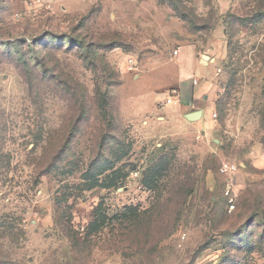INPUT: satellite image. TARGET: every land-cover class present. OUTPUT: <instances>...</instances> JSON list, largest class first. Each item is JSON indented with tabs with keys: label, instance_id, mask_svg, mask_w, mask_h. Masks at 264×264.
I'll list each match as a JSON object with an SVG mask.
<instances>
[{
	"label": "rangeland",
	"instance_id": "obj_1",
	"mask_svg": "<svg viewBox=\"0 0 264 264\" xmlns=\"http://www.w3.org/2000/svg\"><path fill=\"white\" fill-rule=\"evenodd\" d=\"M0 264H264V0H0Z\"/></svg>",
	"mask_w": 264,
	"mask_h": 264
},
{
	"label": "built area",
	"instance_id": "obj_2",
	"mask_svg": "<svg viewBox=\"0 0 264 264\" xmlns=\"http://www.w3.org/2000/svg\"><path fill=\"white\" fill-rule=\"evenodd\" d=\"M179 50H175V53L178 54ZM131 63H135L133 59L130 61ZM132 64V66H133ZM193 83L195 85L198 84V80L194 78ZM180 98V92H178L177 89H173L171 93L168 94V97L166 98V101L162 104L165 106L166 104H170L173 102L175 99ZM238 164L231 162V161H225L223 160L220 164V172L228 176L229 180L227 182L226 186V196L228 199V209L229 211H233L236 207V199H237V194L235 190V183L232 180L233 174H235L238 170ZM182 239L186 238V234H182Z\"/></svg>",
	"mask_w": 264,
	"mask_h": 264
},
{
	"label": "crops",
	"instance_id": "obj_3",
	"mask_svg": "<svg viewBox=\"0 0 264 264\" xmlns=\"http://www.w3.org/2000/svg\"><path fill=\"white\" fill-rule=\"evenodd\" d=\"M171 85L179 87L183 98L187 99L190 102H191V100H193V103H190V104L187 105V106H191L192 107V109H190L188 111V113L193 112V111H197V110H202V116L206 113V109H207L206 103L204 105L201 104V106L203 105V107L194 108V104H197L196 101L200 100L201 86L199 85V82H198L197 85H195L192 82V80L188 79V80H179V82H175L174 84H171ZM206 98L207 97L205 95L204 99L207 100ZM179 103L180 104H178L179 105L178 107L182 108L183 104L181 102H179Z\"/></svg>",
	"mask_w": 264,
	"mask_h": 264
},
{
	"label": "water",
	"instance_id": "obj_4",
	"mask_svg": "<svg viewBox=\"0 0 264 264\" xmlns=\"http://www.w3.org/2000/svg\"><path fill=\"white\" fill-rule=\"evenodd\" d=\"M204 58L206 59L207 56L205 55ZM187 116H188V118L193 119V120L198 119L202 116V110L190 112V113H188Z\"/></svg>",
	"mask_w": 264,
	"mask_h": 264
},
{
	"label": "trees",
	"instance_id": "obj_5",
	"mask_svg": "<svg viewBox=\"0 0 264 264\" xmlns=\"http://www.w3.org/2000/svg\"><path fill=\"white\" fill-rule=\"evenodd\" d=\"M185 103H186V104L193 103V100H191V102H190V101H188V100L186 99V100H185Z\"/></svg>",
	"mask_w": 264,
	"mask_h": 264
}]
</instances>
